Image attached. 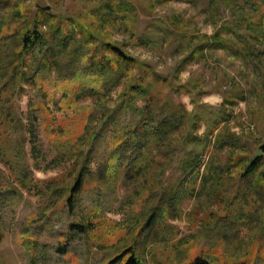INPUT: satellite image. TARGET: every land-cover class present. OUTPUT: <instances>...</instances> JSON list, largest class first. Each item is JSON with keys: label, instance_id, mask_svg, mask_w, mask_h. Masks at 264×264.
Wrapping results in <instances>:
<instances>
[{"label": "rangeland", "instance_id": "obj_1", "mask_svg": "<svg viewBox=\"0 0 264 264\" xmlns=\"http://www.w3.org/2000/svg\"><path fill=\"white\" fill-rule=\"evenodd\" d=\"M106 2L23 4L74 27L82 51L92 44L110 59L102 49L110 43L140 67L119 79L106 75L101 94L98 62L85 63L89 49L80 65L49 53L43 65L34 52L13 76L0 66V264H122L131 250L141 264H264V204L241 188L234 168L205 173L209 161L227 163V148L213 145L221 129L235 134L236 154L256 153L264 163V45L246 28L264 0H121L129 8L118 21ZM39 18L47 33L51 19ZM93 19L102 21L94 42L76 27ZM215 33L242 35L240 52L207 49L205 38ZM246 40L250 52L242 50ZM193 48L199 54L181 66ZM17 49L5 40L0 59ZM149 72L166 80L156 98L182 107L174 110L181 117L170 156L141 139L135 109L145 103L129 99L128 89L145 85ZM134 124L150 148L146 158L135 159L128 141L116 149L117 133ZM189 152L199 164L182 172Z\"/></svg>", "mask_w": 264, "mask_h": 264}, {"label": "trees", "instance_id": "obj_2", "mask_svg": "<svg viewBox=\"0 0 264 264\" xmlns=\"http://www.w3.org/2000/svg\"><path fill=\"white\" fill-rule=\"evenodd\" d=\"M25 1L27 0H0V44L5 40H10L11 44L18 46L17 51L11 53L4 59H0V66L8 68L11 76L16 72L17 67L24 65V58L28 53L36 52L41 56L40 61H46V58H44L46 55L45 53L52 55L56 62H58L57 59H59V57H70L71 61L73 59L74 62L76 61V63L80 65L82 57L86 56L87 52L90 50L91 53L86 56L85 63L87 66H90L94 64V60L98 62V80L102 94V92L105 91V86L107 84L104 81L106 75H112L109 77V80L111 78L119 79L122 76H125V73L130 68L140 67V64L136 59L126 55L122 50L110 43L102 44L103 51L112 55V58L110 59H106V55H99L96 47L92 44L88 45L86 48L87 50L82 51L83 49L81 50L79 42L75 38L76 31L74 27L65 28L64 26H61L58 21L53 23L54 18L40 8H37L34 12L30 11L23 7ZM105 6L109 14L117 21L124 18V11L129 8V6H127L126 3L121 2V0H108V2L105 3ZM255 10L258 14V21L256 23L251 19L248 20L246 28L255 34L256 37H251L253 41L264 45V11H257L256 8ZM39 17L49 20L51 19L47 33L41 31L43 23H41ZM76 27L79 31H84L87 34V41L91 40L94 42L95 39L99 37V34L101 35L102 21H96L93 19L86 24L83 23V25L79 23ZM234 35L236 36L235 39H226L218 33H215V35L210 38H205L204 45H206V48L209 50L229 49L233 54H237L240 52L236 47V43L238 44L237 39L242 37V35ZM241 45H243L242 50H247L249 52L252 51L249 48L250 44L247 40L241 42ZM202 48L203 47L200 45L199 50L205 49ZM196 54L199 53L193 48L191 53L180 62L181 66L186 62L195 59L197 56ZM45 61L43 62V65L45 64ZM76 70L77 69L74 71ZM146 75H148L149 80L145 85H142V80H138L136 87H133L130 90L128 89L130 92L129 99L133 100L135 97L139 96L145 103L141 110L135 109L142 120V128L140 129L142 133L141 139L155 148L164 145V148L161 150L162 155L167 154L170 156L175 143L178 141L174 139V132L179 127L181 117L174 110H180L182 107L179 105H173L170 97H166L163 101L160 99L158 100L156 98L157 96L154 94V90L156 87L165 84L166 80L159 78L153 72L145 73V77ZM169 88L172 90L171 85ZM173 91H175V89H173ZM131 126L130 129L125 130L126 134L124 133V130L120 134L117 133L116 138H114L117 141L116 149L118 150L120 147L125 146L126 141H128L133 147L135 159L138 157L146 158L150 154V148H145V145L147 144L143 143L142 140H139L137 126L135 124ZM207 135L210 136L209 131L205 134L206 137ZM94 139L95 138H91V141ZM140 143H142V147L144 145L143 150ZM213 145L220 150L227 148L229 151V153H227V163L224 167H221L219 164H214L209 161V165L205 168V173L209 172V175L214 178L218 172L224 170L229 171V169L234 168L237 170L235 172H237L241 178V188L252 191L256 200L264 204V163L260 155L255 153L253 156L246 159V157L242 156V152L236 154L234 150H236L240 144L237 142L235 134L230 133L225 129L216 132V135L213 138ZM199 159V154L189 152L187 159L181 163V171L192 172L194 169L196 170L199 164ZM147 164L148 161H145V163L141 164L138 169L144 168ZM229 177L232 178V176ZM72 190H74V187L70 189V191ZM65 201H67V199H65ZM124 252L125 250L118 257L114 258L115 261L119 260ZM114 259H112L110 263ZM122 260H124L122 264H141V261L136 257L133 250H131L130 254ZM188 264L210 263L206 260L196 258L191 260Z\"/></svg>", "mask_w": 264, "mask_h": 264}, {"label": "water", "instance_id": "obj_3", "mask_svg": "<svg viewBox=\"0 0 264 264\" xmlns=\"http://www.w3.org/2000/svg\"><path fill=\"white\" fill-rule=\"evenodd\" d=\"M44 10H47L46 8ZM261 153L264 154V143L258 147Z\"/></svg>", "mask_w": 264, "mask_h": 264}]
</instances>
